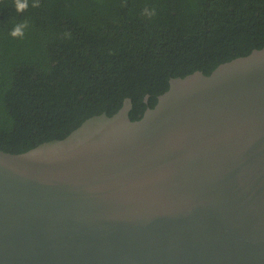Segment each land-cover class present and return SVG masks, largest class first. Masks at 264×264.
<instances>
[{
    "label": "water",
    "instance_id": "95a60500",
    "mask_svg": "<svg viewBox=\"0 0 264 264\" xmlns=\"http://www.w3.org/2000/svg\"><path fill=\"white\" fill-rule=\"evenodd\" d=\"M132 107L0 148V264H264V46Z\"/></svg>",
    "mask_w": 264,
    "mask_h": 264
},
{
    "label": "trees",
    "instance_id": "16d2710c",
    "mask_svg": "<svg viewBox=\"0 0 264 264\" xmlns=\"http://www.w3.org/2000/svg\"><path fill=\"white\" fill-rule=\"evenodd\" d=\"M27 2L18 12L0 0V148L11 152L112 115L127 97L138 119L172 77L209 74L264 46V0Z\"/></svg>",
    "mask_w": 264,
    "mask_h": 264
},
{
    "label": "clouds",
    "instance_id": "9594fccd",
    "mask_svg": "<svg viewBox=\"0 0 264 264\" xmlns=\"http://www.w3.org/2000/svg\"><path fill=\"white\" fill-rule=\"evenodd\" d=\"M39 6V0H36V2H34L32 4V7H38ZM28 7V2L27 0H23V2H21V0H16V10L18 12H22L24 11L26 8ZM148 10L145 9V12H147ZM149 16H153L155 15V9L152 10L151 13H148ZM28 27V22L27 20H25L23 23L21 24H17L11 31L10 35L14 38L16 37H22L24 35V29ZM71 34L69 33V36Z\"/></svg>",
    "mask_w": 264,
    "mask_h": 264
}]
</instances>
